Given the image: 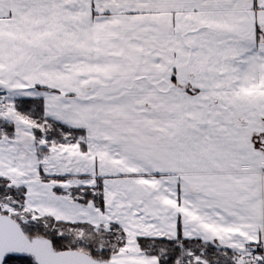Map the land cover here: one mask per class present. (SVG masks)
Here are the masks:
<instances>
[{
    "label": "snow or ice",
    "instance_id": "obj_1",
    "mask_svg": "<svg viewBox=\"0 0 264 264\" xmlns=\"http://www.w3.org/2000/svg\"><path fill=\"white\" fill-rule=\"evenodd\" d=\"M0 264H264V0H0Z\"/></svg>",
    "mask_w": 264,
    "mask_h": 264
}]
</instances>
